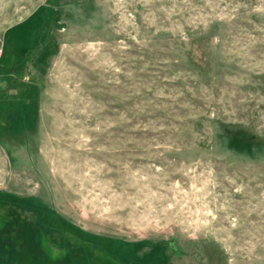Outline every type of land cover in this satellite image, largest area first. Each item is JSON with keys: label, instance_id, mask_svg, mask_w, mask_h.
I'll use <instances>...</instances> for the list:
<instances>
[{"label": "rangeland", "instance_id": "374dc122", "mask_svg": "<svg viewBox=\"0 0 264 264\" xmlns=\"http://www.w3.org/2000/svg\"><path fill=\"white\" fill-rule=\"evenodd\" d=\"M40 8L45 30L21 23ZM43 214L53 258L83 241L110 255L90 264H264V0H0L18 253Z\"/></svg>", "mask_w": 264, "mask_h": 264}, {"label": "trees", "instance_id": "16d2710c", "mask_svg": "<svg viewBox=\"0 0 264 264\" xmlns=\"http://www.w3.org/2000/svg\"><path fill=\"white\" fill-rule=\"evenodd\" d=\"M42 10L43 9H41V8L36 10L35 13L31 17H29L28 19H26V21L21 22V23H23V25L25 26V23L28 24L31 22V20H33V19H35V17H37L38 27L42 26L41 27L42 30H45L43 25L44 26L47 25V22H49V19H48L49 16H47L46 19H43L44 18L43 13H40ZM35 25H36V22L34 25H32L30 27L31 28L35 27ZM31 28L28 27V28H26L25 31H27ZM36 29H37V27H35L32 30L36 31ZM22 37H24V36H22ZM22 37H20L19 39H14L15 42L13 40L12 43L14 44V43L18 42L19 40L21 41ZM35 41H37V37L33 38V40L30 42L24 40V42H22L23 46L19 50L22 51L23 49H26V47L28 50V48L31 47V43L36 44ZM21 54L16 56L18 58L15 57L17 59V61H15V63H17L23 59V55H21ZM24 59H26V58H24ZM29 203H31V205L36 204L35 201H31ZM41 210L37 211V212L40 213V212H42ZM31 217H33V220H32V223H31V221L29 222L27 230L33 231L34 234L32 236V233H30L29 236L31 238L29 240V243L24 244L25 246H27L26 250L30 252L29 254L28 253H25V254L18 253L16 250V247H15V243L13 244L11 242V239H12V237H14L13 236L14 234L19 235L17 230L15 231L16 233L13 234V233H9L8 230L4 231L2 228L0 229V244L1 245L2 244L8 245V247H9V249L7 250L6 247L2 248L0 246V264H90V261L92 259L90 257V254H91L90 250L92 248H96L99 251H103L97 245L89 244V243H87V245H86L83 241H80L81 246L76 247L78 249V253H76L75 251L71 253L70 251H68L67 247H65L64 244H62V245L58 246L59 248H61L63 250L62 253L60 254L59 257L53 258V257H51L50 251L48 249L49 248L48 245H52V244L49 241H47L46 235H50L51 234L50 232H52L51 230H49L51 228L47 225V222L51 219H55L54 215L43 214V215H32ZM7 221L8 220H6V219L3 220L1 218L0 226L3 225V227H4L6 224L8 225ZM62 234L63 233H61V235ZM62 243H63V241H62ZM52 246L57 247L56 245H52ZM10 250H11V252H10ZM14 250H16V253ZM103 254H106L108 257H110V255H108L104 251H103ZM30 257H31V260H27ZM128 264H136V263L130 262Z\"/></svg>", "mask_w": 264, "mask_h": 264}]
</instances>
